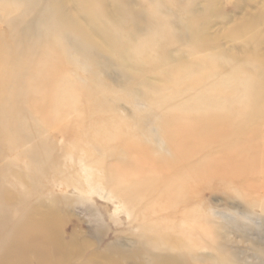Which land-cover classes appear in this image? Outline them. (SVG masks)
Returning <instances> with one entry per match:
<instances>
[{
  "label": "bare ground",
  "instance_id": "obj_1",
  "mask_svg": "<svg viewBox=\"0 0 264 264\" xmlns=\"http://www.w3.org/2000/svg\"><path fill=\"white\" fill-rule=\"evenodd\" d=\"M216 5L0 0L11 39L0 33V264H32L30 254L37 264H264V4L226 33L231 51L210 33ZM50 129L69 142L68 171ZM141 150L150 159L136 164ZM44 179L68 190L60 210H40ZM214 183L232 209L195 202ZM97 200L134 237L80 261L76 240L59 234L61 213L91 216L101 240Z\"/></svg>",
  "mask_w": 264,
  "mask_h": 264
},
{
  "label": "rangeland",
  "instance_id": "obj_2",
  "mask_svg": "<svg viewBox=\"0 0 264 264\" xmlns=\"http://www.w3.org/2000/svg\"><path fill=\"white\" fill-rule=\"evenodd\" d=\"M216 10L217 13L220 16V18L214 17V19L211 21L210 25V33L213 37L217 39L218 42H220V50H232L234 47L233 45L236 44L235 42H231L228 39H225V35L230 30H238L243 29L246 22L251 19L252 16L257 14L260 10L262 5L264 4V0H216ZM264 31V29H261ZM0 33L3 35L4 39L8 42H11L8 29L3 24L0 23ZM238 43V41H237ZM236 48V47H235ZM241 51L239 50L238 54H240ZM262 54H264V43L263 48L261 51ZM100 96V95H99ZM100 100L102 101V96H100ZM114 99L111 96V100ZM116 99V98H115ZM83 104L82 111H85L84 115L86 118L91 119V123H95L97 121L98 115L94 111H87L90 104L87 106ZM122 105V104H121ZM126 105V104H124ZM126 107V106H125ZM115 112H111V110H106L105 116L106 117H117L115 115ZM127 114V113H126ZM128 115H126V118ZM84 127V126H83ZM82 128V127H81ZM80 130H75L70 135H65L67 138H73L74 135H77ZM73 135V137H72ZM47 139L49 143L53 146L54 154L56 158L58 159V164L60 165L61 169L63 171H68L71 169V164L65 163L62 160V156L67 150L70 145L69 142H63L62 134L58 130L50 129L49 132H47ZM115 145L120 146L121 143H116ZM5 153L8 155V151L5 150ZM133 153L131 155V161L135 162L137 164V161H144L147 160L149 157L147 156V152L145 150L137 151V152H131ZM130 153V154H131ZM150 159V158H149ZM19 170L26 173H32V168L27 164V162L24 159H20L18 161ZM28 166V169H27ZM107 166L110 168V170H120L123 168V164L118 161H112L108 162ZM138 171V170H137ZM252 181V183H255V186H259L261 183L260 178L254 179H248ZM254 180V181H253ZM240 182V181H239ZM257 182V183H256ZM11 185H14L12 181H9ZM259 184V185H258ZM217 183H214V185H207L206 191L201 195V197H197L195 200L196 203H202L206 202V205H212L214 207L219 208H229L232 209L233 205L232 203L226 202L219 193L211 191L212 188L216 187ZM11 187L12 190L16 192V190ZM42 188H43V195H44V206L39 205L40 210L49 211L55 208H58V204L54 201L55 199H62L65 197L66 192L68 190H60V189H52L49 184L48 179H44L42 182ZM209 189V190H208ZM200 189H195L192 191V193H199ZM192 203V205L195 204ZM97 206L100 208L103 214L104 219V225L107 229V234L105 237H103L101 240H97L98 230L96 225L92 222L91 216L85 214L84 212L80 211L79 209L72 207V209H66L63 211L61 216H63V220L61 221L59 225V234L61 235L62 239L70 243L72 240H76V242L79 244L78 247L80 249V256L77 258L80 261H85L90 255L94 253H99L105 250L107 245L114 243L118 240H123L124 242H127L128 240L132 239L134 237V234L128 230V223L124 215H121L120 218L122 220V226H118L116 223H114L113 220L110 219V214L113 212V209L111 207L106 206L103 204V202H100L97 200ZM206 207V206H205ZM59 209V208H58ZM60 210V209H59ZM136 224V223H135ZM264 235V232H262ZM233 239L236 241H241V238L237 236H232ZM253 240H255L256 236H252ZM247 239L242 240L244 243H241L240 248L242 251L247 252ZM101 244V245H100ZM29 260L32 262V264L36 263V256L30 254Z\"/></svg>",
  "mask_w": 264,
  "mask_h": 264
}]
</instances>
